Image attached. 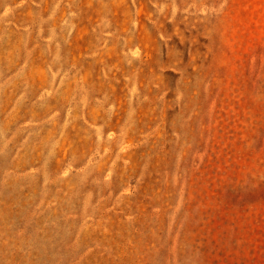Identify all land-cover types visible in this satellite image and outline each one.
Segmentation results:
<instances>
[{"label":"rangeland","instance_id":"rangeland-1","mask_svg":"<svg viewBox=\"0 0 264 264\" xmlns=\"http://www.w3.org/2000/svg\"><path fill=\"white\" fill-rule=\"evenodd\" d=\"M0 264H264V0H0Z\"/></svg>","mask_w":264,"mask_h":264}]
</instances>
